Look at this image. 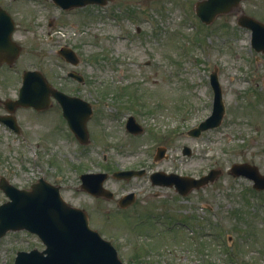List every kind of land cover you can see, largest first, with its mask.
Returning a JSON list of instances; mask_svg holds the SVG:
<instances>
[{
  "label": "rangeland",
  "instance_id": "obj_1",
  "mask_svg": "<svg viewBox=\"0 0 264 264\" xmlns=\"http://www.w3.org/2000/svg\"><path fill=\"white\" fill-rule=\"evenodd\" d=\"M197 1L112 0L63 10L47 0V15L40 4L19 1L34 16L25 23L18 13L20 29L41 38L47 18V28L54 21L63 41L78 51L75 66L85 83L63 86L58 75L73 66L56 54L47 59V71L92 104L91 141L81 144L57 112L47 116L49 138L43 141L45 118L20 110V133L0 124V176L20 187L40 176L60 184L63 197L88 211L92 227L113 241L126 264H264V192L229 173L236 162L264 172V53L237 21L244 13L264 21V0H242L210 24L196 14ZM51 44L56 48L47 35V49ZM215 69L225 115L218 127L194 137L189 129L212 112ZM4 75L2 68L1 81ZM130 115L142 133L128 132ZM186 145L191 155L183 153ZM158 146L166 147L161 159L155 158ZM213 167L223 174L186 197L174 187L152 185L149 177L156 170L200 177ZM141 168L144 176L105 181L116 198L137 192L129 209L80 188L83 172ZM7 200L0 189V204ZM44 247L34 233L9 231L0 237V264H15L19 250Z\"/></svg>",
  "mask_w": 264,
  "mask_h": 264
},
{
  "label": "water",
  "instance_id": "obj_2",
  "mask_svg": "<svg viewBox=\"0 0 264 264\" xmlns=\"http://www.w3.org/2000/svg\"><path fill=\"white\" fill-rule=\"evenodd\" d=\"M53 1L64 9L95 3L104 5L109 2V0ZM240 2L241 0H200L195 8L203 21L211 23L219 14L231 11ZM0 15V17H7L9 23L8 27L0 25V62H13L21 50L11 41L14 22L5 10H0ZM239 23L253 29V44L257 49L264 50V23L248 15H241ZM61 53L74 64L78 63L79 60L73 55L71 48H63ZM35 73L37 72L28 71L25 81L29 75ZM211 76L215 91L213 111L197 127L189 131V134L193 136H200L203 131L219 126L225 114V104L217 72L215 71ZM48 85L47 83V107L50 106V95L54 94L62 104L64 115L72 130L81 142L89 143L87 121L93 113L92 105L81 97L70 96ZM29 86L27 84L22 88L17 101L7 102L10 111H14L19 105L46 107V103L40 105L36 95L29 93ZM0 120L18 129L12 117L0 116ZM127 127L135 134L143 131V127L134 116L129 118ZM164 152L165 148L159 147L156 158H162ZM184 152L190 154L191 149L186 146ZM231 171L237 176L242 174L252 178L255 181V187L264 188V175L258 171L256 166L248 163H235ZM144 172L145 170H123L115 172L114 176L131 178L134 175H143ZM220 174V169H212L208 174L195 178L157 171L151 177L154 184L175 185L180 193L187 194L193 188H200L214 181ZM107 177V173L83 174L82 187L95 195L110 197L111 192L103 187V182ZM0 187L10 198L0 205V237L9 230L27 229L37 233L46 245L43 250L38 248L30 251L19 250L15 264H124L114 245L104 239L99 231L91 228L86 210L65 200L59 186L41 177L31 185L30 189H24L11 184L5 177H2Z\"/></svg>",
  "mask_w": 264,
  "mask_h": 264
},
{
  "label": "flooded vegetation",
  "instance_id": "obj_3",
  "mask_svg": "<svg viewBox=\"0 0 264 264\" xmlns=\"http://www.w3.org/2000/svg\"><path fill=\"white\" fill-rule=\"evenodd\" d=\"M19 1L20 0H9V2H5L6 4H4L3 1L0 0V10H6V13L7 14L9 13V16L11 15L10 17H11V19H13V22H14V29L11 33V41L14 42L15 45L18 44L21 47L20 54L18 55V57L13 62H6V61L0 62V69L4 68L6 71V75H4V77L2 78V80L4 79V81L0 80V116L12 117L14 124L18 127V131L13 129V127L7 122L2 121V122H0V124L8 126L12 130H14L16 133H20L23 124L21 122V117H20L18 112L20 110L22 111V110L28 109V110L32 111V113L36 116L34 119H38L41 117L45 118L44 132H47L46 133L47 136L44 138L42 135H39V138L43 141H47V139L49 138V132H48L49 129H47V123H49V119L47 118V116H48V114H50V112L60 113L63 117V121L65 123L66 128L69 129L68 120L64 116L63 108H62L61 104L59 103V101H57L58 99H56V96L54 94L50 95V106L47 108V83L51 87H55V88L59 89L60 91L66 92L69 95L81 97V95H79V93H77V92L74 93V92L68 91L67 89L58 85V82L55 81V79L63 78L64 82L62 83V85L64 86V83H67V82L72 83L74 85H77L80 83H85L86 78H85V76L78 75L81 73L79 72L78 69H76V66L73 65L71 63V61L66 58L65 55L64 56L61 55V49L68 47V46H71V48H73L75 50V51L73 50V52H76L77 50L72 45H69L67 43L66 39H64V41H63L61 34H59V32H58L60 30L59 29L57 30L56 26L53 27L54 21L50 20L48 22L49 28H47V18L44 20V22H43L44 27L42 28V36L43 37H41V38L38 35L36 36L34 34L32 36H29V34H28L29 29L28 28H22V29L19 28V26L17 24L19 17L16 16L18 13L21 14L23 20L25 18L27 19V20H25V23L31 22V17H34L29 12H26L24 8L22 9L19 6V3H20ZM22 1H24L28 5L40 4L43 8H45L46 15H47V0H27L30 2H27L25 0H22ZM68 10H70V9H68ZM0 20H2V21H0V25H6V27H8L9 23H8L7 17L2 16V17H0ZM54 28H55V30H54ZM24 31H25V33H24ZM47 35H48L50 41L55 40L57 42V44H55V45H57L56 48L53 47L54 44H51V47L49 49H47ZM77 53H78V51H77ZM262 53H264V52H262ZM53 54H56L58 57L62 58L67 64H70L73 66V67L67 69L65 71V74L58 75V78H56L55 75L50 74L51 69H50V71H47V59H51ZM76 54L74 53L73 55L76 56ZM28 70L36 71L37 73L29 75L25 81L24 74ZM27 84L30 85L28 88L29 93L31 92L34 95H36V98L39 99L40 105L46 103V107L37 108L35 106H18L15 108L14 112L11 114L9 112L8 105H7L8 100L9 99L11 101L16 100L20 95L22 87L24 85H27ZM57 104L59 105V108H53ZM52 109L53 110L55 109V111H51ZM31 119H33V118H31ZM255 165H257V164H255ZM258 168H259V172L264 175V172L260 169L259 166H258ZM150 174H149V177H150ZM221 174H222V172H221ZM2 176H4V175H1L0 179L2 178ZM241 177H243V176H241ZM245 178H247V177H245ZM131 179H127V180H131ZM151 182H152V180H151ZM253 183L254 182L252 181V187L256 191L264 192V189H259L257 187H254ZM58 185H60V184H58ZM152 185H155V184L152 182ZM254 185H255V183H254ZM156 186H159V185H156ZM60 188H61V185H60ZM61 191H62V188H61ZM192 191H194V190H192ZM131 192H134V194L129 195V193H131ZM191 192H189L187 195H184V197L190 195ZM115 194H116V191H113L110 193L111 196L108 198L104 197V196L96 197V198L97 199L104 198V199H109V200L115 201L117 203V205H119L120 208L129 209V208L135 206V203L137 201V192H135V191L126 192L123 196L118 197V198H116ZM126 195H129V198L125 197ZM181 196H183V195H181ZM132 201H134V202H132ZM130 202H132V203L129 204ZM125 209H123V210H125Z\"/></svg>",
  "mask_w": 264,
  "mask_h": 264
}]
</instances>
